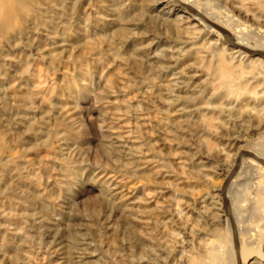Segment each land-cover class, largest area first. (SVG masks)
Returning <instances> with one entry per match:
<instances>
[{"label":"rangeland","instance_id":"rangeland-1","mask_svg":"<svg viewBox=\"0 0 264 264\" xmlns=\"http://www.w3.org/2000/svg\"><path fill=\"white\" fill-rule=\"evenodd\" d=\"M206 1L264 46V0ZM190 13L0 0V264H237L222 188L264 147V58ZM257 181L231 194L242 264H264Z\"/></svg>","mask_w":264,"mask_h":264},{"label":"bare ground","instance_id":"bare-ground-1","mask_svg":"<svg viewBox=\"0 0 264 264\" xmlns=\"http://www.w3.org/2000/svg\"><path fill=\"white\" fill-rule=\"evenodd\" d=\"M179 1L183 2V4L186 3L184 5H186L190 9V10H188V9H185V10L191 11V13H194V16H192L190 13V15L185 17L188 22L191 20H194L193 24L195 26L203 25V26L209 27L210 25L204 19L205 18L211 19L214 22L218 23L222 27L223 26L228 27V28L231 27L233 32H231L229 37H228L230 41L236 42L237 44H240L241 46H246V47L251 48L253 50L264 51V46H260V45L248 42L247 41V34H246L248 32L242 31L241 29L237 28L235 23L229 21L226 14H224V15L217 14V12L215 10L216 6L214 8L212 2H210V1L208 2L206 0H204L203 3L202 2L200 3V0H179ZM233 24H235V25H233ZM211 28H213V27H211ZM214 30H216V29H214ZM256 42L264 44V35H258V40ZM229 47L232 50V53L236 54V55H239L240 52L242 51L241 49L236 48V47L232 46L231 44H229ZM242 52H244V51H242ZM245 53H247V52H245ZM256 57H259V56H256ZM255 153H256L257 157L264 159V147H263V145H262V150L260 152L255 151ZM258 163H256L254 159L249 160L247 158H243L241 160V163H240L241 168L239 167L240 171L232 180V182L229 186L228 192H227V197L229 198V201L231 204L232 216L236 221L237 230H238L240 235L242 233L241 232L242 228H241L237 214H240V213H238L239 210H242L245 205L241 204L242 201L240 200V198L238 199V201H235V199L233 200V197L231 195L232 189H234L238 185L241 186L242 183H244V182L246 183V181H248V182H250V185H248L250 190L254 188L256 191H260L259 187L261 185L260 184L261 181H257L256 183L252 182L254 179H256V177H258V174H260L261 176L264 175V169L260 168ZM250 171H254L255 173H251ZM242 186L239 188H242ZM239 188H237V189H239ZM247 190H248V188H247ZM240 191H243V190L240 189ZM235 202H237V203H235ZM230 226H231V220H230ZM242 258L244 259V262L247 260V258H250V260L253 258L252 255L245 254V247L244 246L242 247ZM241 264H242V262H241ZM250 264H253V262H251Z\"/></svg>","mask_w":264,"mask_h":264},{"label":"water","instance_id":"water-1","mask_svg":"<svg viewBox=\"0 0 264 264\" xmlns=\"http://www.w3.org/2000/svg\"><path fill=\"white\" fill-rule=\"evenodd\" d=\"M179 5L184 8V9H188L190 10L186 5H184L182 2H180L179 0H176ZM211 27H213L214 29H216L217 31H219L220 33H222V35L224 36L225 40L231 44L232 46L241 49L244 52H247L250 55H254V56H259L264 58V51L262 50H253L251 48H248L246 46H241L240 44H237L236 42H232L229 40V35L230 33L228 32V30H226L225 28H223L222 26L216 24L215 22L205 18L204 19ZM245 157H249L252 158L254 160H256L257 162H259L260 164H262L264 166V159H261L259 157H257L254 153L247 151V150H242L239 154L238 157L236 159V164L234 166V168L232 169V171L230 172L223 188H222V196H223V203H224V208L226 213L229 216V219L231 220V227H232V232H233V241H234V246H235V252H236V256H237V264H241L240 261V255H239V238H238V231L235 225V222L233 220V216H232V210H231V204L230 201L227 197V190L229 188V185L232 181V179L234 178L235 174L237 173L239 167H240V163L241 160Z\"/></svg>","mask_w":264,"mask_h":264}]
</instances>
